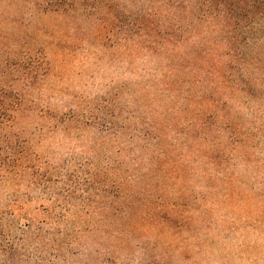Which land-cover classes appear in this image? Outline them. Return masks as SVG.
<instances>
[{"label":"rangeland","instance_id":"1","mask_svg":"<svg viewBox=\"0 0 264 264\" xmlns=\"http://www.w3.org/2000/svg\"><path fill=\"white\" fill-rule=\"evenodd\" d=\"M250 3L0 0V264H264Z\"/></svg>","mask_w":264,"mask_h":264},{"label":"trees","instance_id":"2","mask_svg":"<svg viewBox=\"0 0 264 264\" xmlns=\"http://www.w3.org/2000/svg\"><path fill=\"white\" fill-rule=\"evenodd\" d=\"M250 1H251L250 4H245V6L241 9H246V8L251 9V10L258 9L259 2L264 1V0H250ZM257 1H259V2H257ZM262 5H264V3H262Z\"/></svg>","mask_w":264,"mask_h":264}]
</instances>
